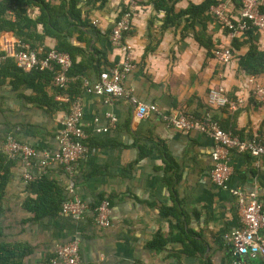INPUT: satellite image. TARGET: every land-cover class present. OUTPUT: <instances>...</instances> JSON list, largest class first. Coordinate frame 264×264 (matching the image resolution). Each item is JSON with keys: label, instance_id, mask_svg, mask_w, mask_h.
Wrapping results in <instances>:
<instances>
[{"label": "crops", "instance_id": "obj_1", "mask_svg": "<svg viewBox=\"0 0 264 264\" xmlns=\"http://www.w3.org/2000/svg\"><path fill=\"white\" fill-rule=\"evenodd\" d=\"M47 1L55 6L71 2ZM74 1L81 20L89 26L78 28L70 20L68 27L61 20L62 31L54 34L60 33L71 47L85 52L77 57V64L91 65L87 80L96 83L101 72L123 60L121 51L112 44L111 34L125 3ZM206 1L144 0L127 38L133 47L135 69L125 85L139 102L156 104L164 113H210L223 128L238 132L242 138L258 136L264 140V105L251 96L249 81L253 76L241 68V57L249 46L235 51L228 32L220 29L211 13L206 14L208 20L194 25L190 15L176 19L191 5L200 6ZM164 8L173 11L167 13ZM28 13L32 19L41 16L38 7L30 8ZM7 16L16 20L10 11ZM44 33V25L38 24L36 35L41 39L33 38L32 44L37 49H57L58 41ZM245 37L243 34L239 38ZM198 39L210 41L215 49L231 47L235 60L229 66L220 64L215 49L209 50ZM18 40L15 33L3 32L0 51ZM263 40L261 37L258 42L261 49ZM40 85L44 92L16 87L11 77L0 86V140L13 134L38 154L31 167L13 161L4 186L0 176L4 198L0 242L29 250L23 259L25 264H54L57 247L75 241L84 264H235L237 257L228 236L241 227V218L237 197L212 179L216 140L198 130H176L157 114L138 119L135 105L126 98L108 99L107 95L85 89L74 90L83 100L82 126L93 146L76 164L72 177L75 194L88 203L89 212L77 219L59 208L54 214L34 219L27 202L36 195L30 191L25 173L49 179L64 189V194L70 182V175L59 163L46 167L41 163L61 151L57 135L70 105L59 97L73 96L51 83ZM213 89H224L229 98L240 97L244 103L238 111L213 107L209 98ZM232 165V187L241 186L247 193L257 190L264 205V157L236 152ZM104 199L112 205L108 228L94 222V209ZM166 208L175 214L163 216ZM159 233L170 240L160 249L152 245ZM250 263L264 264V258Z\"/></svg>", "mask_w": 264, "mask_h": 264}, {"label": "built area", "instance_id": "obj_2", "mask_svg": "<svg viewBox=\"0 0 264 264\" xmlns=\"http://www.w3.org/2000/svg\"><path fill=\"white\" fill-rule=\"evenodd\" d=\"M241 2V7H235V2ZM144 0H124L125 6L120 18L117 20L112 34V44L118 48L123 56L120 64L102 72L96 83L84 80V89L92 94L108 96V99L126 98L135 105V116L138 119L147 118L151 114H157L164 123L179 131L198 130L213 137L216 148L213 153L214 167L212 179L219 187L230 190L237 197V210L241 218V227L228 236L229 242L235 250V264H251L259 258H264V205L257 190L247 193L241 186L232 187L231 181L234 174L232 165L233 153L249 154L254 158L264 157V143L258 136L246 139L240 134L228 131L217 121L214 116L207 113L202 116L178 110L171 113L162 112L156 104L139 102L125 85L126 78L135 69L133 47L127 42L128 36L133 31L135 18L141 11ZM261 0H230L221 2L211 11V16L220 29L229 33L234 41L249 30V23L255 26L261 36L264 37V13L261 11ZM239 11L235 14L233 11ZM97 24V23H96ZM215 59L229 66L235 60V51L231 47L219 46L214 52ZM13 59L16 66L22 72H51L54 75L53 87L57 90L67 91L72 84L69 72L73 62L70 55L44 48L34 49L27 42L18 40L9 44L0 51V67L8 60ZM249 85L250 93L255 101L264 105V73L253 76ZM224 89H213L210 93V104L213 107H228L238 111L242 98L232 99L224 94ZM60 101L69 103L70 110L63 121V128L58 132L61 151L54 157H45L41 165L46 167L54 162L63 166L70 175L68 193L70 198L62 203L60 211L63 214L84 218L89 212L87 202L75 194L76 183L72 177L76 164L88 154L86 145L87 134L82 126L84 106L81 97H59ZM116 118L112 117V123ZM0 152L5 154L9 161H20L25 167H31L37 157L36 150L21 141L13 134L0 140ZM27 182H33L36 177L25 173ZM112 205L109 199H104L94 209V222L102 227L111 226ZM54 264H84L81 258L80 246L77 241L60 244L56 250Z\"/></svg>", "mask_w": 264, "mask_h": 264}, {"label": "trees", "instance_id": "obj_3", "mask_svg": "<svg viewBox=\"0 0 264 264\" xmlns=\"http://www.w3.org/2000/svg\"><path fill=\"white\" fill-rule=\"evenodd\" d=\"M226 1L230 0H207L200 6L191 5L186 12L176 16V19L180 18L182 15H190L193 18V25L197 22H202L206 19L208 20L209 18L206 17V14L208 13L209 15L212 9L217 7L219 3ZM235 3V7H241V2L236 1ZM34 7H38L41 10V16L37 19H32L28 13V10ZM163 10L167 13H171L173 11L167 8H164ZM9 11L15 15V21L8 18L7 13ZM261 11L264 13V4L261 6ZM61 20H63V23L68 25V27L70 20H72L78 28H86L89 26V24H86L81 20V14L77 9L76 2L74 0H71L70 3L62 2L57 6L47 0H3L0 3V36L5 31L13 32L18 36V38H20V41L27 42L31 44L34 49H37V47L32 44V41L33 38L34 40L41 39L39 38V35H36L37 25L41 23L44 25V36H51L58 41V47L56 50L70 55L73 66L69 72V77L73 81L67 91L60 90V92L68 93L73 96V98H76L78 97L79 91L74 93V90L76 88L78 90L84 89V80L89 79L87 71L90 69L91 65L84 66V64H77V57L84 56L85 52L71 47L66 41H64L60 33L54 34V32L58 30L60 32L62 31L61 27H59ZM249 26L250 28L244 34L246 37L243 40L236 38V40L233 41V49L235 51H241L243 46H249L248 52L244 55V57H241V68L250 75L255 76L264 73V49H261L258 44L262 37L261 33L255 26L252 25L251 22L249 23ZM198 40L209 50L214 48L210 41L206 42L201 39ZM11 77L13 78V83L16 87L32 88L37 92H44L40 89L44 88L43 86L41 87L40 83L45 82L47 84H52L54 75L51 72H32L26 74L17 68L13 59H8L0 67V86ZM45 98V102L49 105L50 102L46 94ZM232 132L239 134L236 131ZM262 141L264 143V140ZM89 142L90 141L87 139L86 145L88 148L93 146L89 144ZM144 152H147V149L144 148ZM12 162L13 161H9L7 159L5 154L0 152V176L2 178L3 186L7 181L8 167L11 166ZM169 166L173 165L170 163ZM30 191L36 195V198L28 200L27 207L33 213L34 219L36 220L56 213L62 203L69 199L67 189L66 194H64V189L59 188L56 183L46 179L45 177L36 178V180L30 182ZM3 200V193H0V220L4 214ZM173 214H175L173 213V210L168 208L164 209L162 212L163 216H170ZM0 233H2L1 225ZM169 242V239H165L162 234L159 233L152 245L160 249L167 246ZM29 254L30 251L23 248L19 244L0 242V264H25L23 259Z\"/></svg>", "mask_w": 264, "mask_h": 264}, {"label": "rangeland", "instance_id": "obj_4", "mask_svg": "<svg viewBox=\"0 0 264 264\" xmlns=\"http://www.w3.org/2000/svg\"><path fill=\"white\" fill-rule=\"evenodd\" d=\"M264 41V40H263ZM262 49H264V46L262 47Z\"/></svg>", "mask_w": 264, "mask_h": 264}]
</instances>
